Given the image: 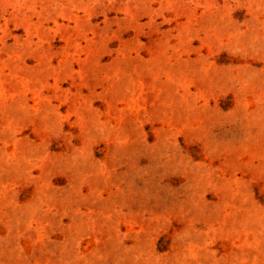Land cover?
<instances>
[{"label": "rangeland", "instance_id": "obj_1", "mask_svg": "<svg viewBox=\"0 0 264 264\" xmlns=\"http://www.w3.org/2000/svg\"><path fill=\"white\" fill-rule=\"evenodd\" d=\"M0 264H264V0H0Z\"/></svg>", "mask_w": 264, "mask_h": 264}]
</instances>
